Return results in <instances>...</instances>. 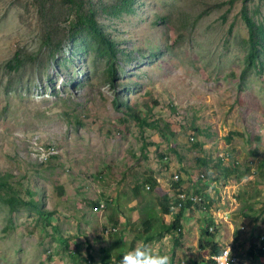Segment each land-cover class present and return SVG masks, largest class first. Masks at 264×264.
Segmentation results:
<instances>
[{
  "label": "rangeland",
  "instance_id": "rangeland-1",
  "mask_svg": "<svg viewBox=\"0 0 264 264\" xmlns=\"http://www.w3.org/2000/svg\"><path fill=\"white\" fill-rule=\"evenodd\" d=\"M74 1L0 0V264L120 258L144 241V209L181 187L203 208L154 251L211 264L199 246L208 227L220 247L264 264V49L251 67L244 0ZM80 2L113 57L86 30L70 33ZM248 6L264 22V0ZM103 197L113 201L97 212Z\"/></svg>",
  "mask_w": 264,
  "mask_h": 264
},
{
  "label": "trees",
  "instance_id": "trees-1",
  "mask_svg": "<svg viewBox=\"0 0 264 264\" xmlns=\"http://www.w3.org/2000/svg\"><path fill=\"white\" fill-rule=\"evenodd\" d=\"M249 1L251 0H244L245 4L241 10V14H242L243 19L246 21V24L248 27V33H249L248 34V45H249L248 64L251 67H257L258 65L257 61L262 56L263 49H264V22L258 21L250 15L249 6H248ZM68 2H75V1L68 0ZM81 2L80 4L73 3L74 7L76 8V17L73 20H71L69 23L70 33L75 34L76 31H78L79 29L86 30L90 34H93L96 39H98L99 41L98 50L104 51L103 48L101 47H105L107 54L113 57L115 55V50H116L115 42L112 41L110 38H108V36L104 33L102 27L100 26L97 20L96 13L91 9L84 11L83 5H81ZM85 47H86L85 45L76 46L74 44V48L76 49L75 51H78V52H81L82 50H84ZM22 62L23 61L19 58V56L16 55L14 60L11 61L8 65L16 68V67H19V65ZM111 74H114L113 69H111ZM226 170L227 168H225V171ZM179 182L180 180H178V183ZM1 185H2V188L6 189L7 193H10L8 195V200L10 201V204L12 205V207H14L13 206L14 194H12L11 191L8 189V187L11 185L8 184L7 182H2ZM178 187H179V184H178ZM134 188L138 191V194H144V195L147 193H150L151 195L155 194V192L153 191L151 192L147 191L146 188L142 187L141 184H136ZM151 189H153V187H151ZM32 195L34 196L33 193ZM101 201H102V198L99 199L95 203V205H99ZM111 201H113L112 198L110 199L109 197H106L105 202L107 205L105 207V210L107 209L108 204ZM172 201L173 200L169 196V194H164L157 198V208L147 206L144 209V211H146L148 215V218L144 222V225H145L144 241L152 242L154 240L165 237L167 234L171 232H175L178 237H181L184 234L183 226L181 224V218L184 212H186L188 209L191 210V202L190 201L186 202V204L179 210V212L176 213L174 221L168 224L161 219V214L168 215L173 212V210H171V205L173 204ZM23 203L24 202L21 201V204ZM27 203L30 206L31 205L37 206V201H35L34 199H32L30 202H27ZM201 207L203 208V206ZM157 211L158 212L160 211L161 213H158ZM52 221L53 219H50V223ZM154 221L156 222L155 224L153 223ZM105 230H108L111 233V232L116 231V228L113 226H109ZM205 235H207L209 239L205 242L201 241L199 243L200 248H203V249L210 248L211 255L219 253V251L221 250V247L219 246L217 242L214 241L213 232H210L208 227H206L205 229ZM259 252L261 254H264V251L262 250H259ZM108 257L109 256H105V258H108ZM208 262L212 263V260L209 259ZM103 263L107 264L105 259H103V261L101 262H98V264H103ZM109 264H114V263L110 261Z\"/></svg>",
  "mask_w": 264,
  "mask_h": 264
},
{
  "label": "built area",
  "instance_id": "built-area-1",
  "mask_svg": "<svg viewBox=\"0 0 264 264\" xmlns=\"http://www.w3.org/2000/svg\"><path fill=\"white\" fill-rule=\"evenodd\" d=\"M204 178H205V174H200V176H198L197 179L203 180ZM173 179L175 182H178V180H180V175L176 173L173 176ZM181 188H178L177 196L172 201L173 204L171 205V210L179 211L186 204V202H189V201L191 202V210H196L198 208L200 209V207L204 205V196L202 194L195 193V192H187ZM105 200L106 198L103 197L100 204L95 205L93 207L94 210L97 212H103L107 205ZM215 227L216 226H210V230L215 231L214 230L216 229ZM106 232L108 233L109 231L106 230ZM233 250L234 249L232 248L231 245H225L221 247V250L219 251V253L210 255L208 260L209 259L212 260L211 264H216V260H219L220 264H257L256 262L248 261L247 258L240 257L239 254H237ZM259 250L264 251V236L261 237ZM262 257H264V255ZM86 264H94L93 259L88 258L86 260ZM115 264H119V261H116Z\"/></svg>",
  "mask_w": 264,
  "mask_h": 264
},
{
  "label": "clouds",
  "instance_id": "clouds-1",
  "mask_svg": "<svg viewBox=\"0 0 264 264\" xmlns=\"http://www.w3.org/2000/svg\"><path fill=\"white\" fill-rule=\"evenodd\" d=\"M119 264H172V261L168 254L154 251L150 242L141 241L134 248L122 253ZM216 264H220V261L216 260Z\"/></svg>",
  "mask_w": 264,
  "mask_h": 264
},
{
  "label": "crops",
  "instance_id": "crops-1",
  "mask_svg": "<svg viewBox=\"0 0 264 264\" xmlns=\"http://www.w3.org/2000/svg\"><path fill=\"white\" fill-rule=\"evenodd\" d=\"M182 222H183V221H182ZM183 223H184V222H183ZM183 230H184V228H183ZM169 234H170V233H169ZM167 235H168V234H167ZM62 242H63L64 244H66V242H64V241L61 240V243H62ZM63 243H62V244H63ZM166 250H167V249H166ZM116 253H117V252H116ZM105 255H108V256L110 257V258H109V257H108V258H105V257L103 258V259H105V261L107 262V264H109L110 261H111L112 263L115 264V262H116V261H119V260L121 259V257H122V256H121L120 258H118V257H116L114 254H111V255H112V256H111V255H110V251H107V250L105 251ZM103 259L100 260V262L103 261ZM263 259H264V257H261V260H262V261H263ZM181 263H182V261H181ZM103 264H104V263H103ZM183 264H184V263H183Z\"/></svg>",
  "mask_w": 264,
  "mask_h": 264
}]
</instances>
